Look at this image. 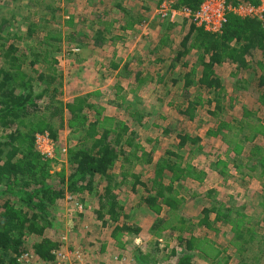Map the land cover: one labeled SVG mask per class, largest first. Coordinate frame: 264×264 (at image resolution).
<instances>
[{
  "label": "trees",
  "instance_id": "16d2710c",
  "mask_svg": "<svg viewBox=\"0 0 264 264\" xmlns=\"http://www.w3.org/2000/svg\"><path fill=\"white\" fill-rule=\"evenodd\" d=\"M153 1H158V6L170 2L174 9L197 11L206 0ZM255 1L226 0L233 7L257 5L259 2ZM116 2V7L121 9L122 2ZM38 6H42L46 13H36L41 18L37 24L28 25L29 34L36 36L40 30L46 35L35 44L34 60L28 64L24 57L17 56L20 50L14 44H8L10 39L1 35L7 23H0V264H29L21 261L29 253L35 255L37 264L55 262V253L63 245L62 239L57 240L52 233L59 232L62 219L58 211L68 195L72 196V201L79 202L77 205L84 202L85 195L94 196L98 201L97 219L104 225L107 218L116 224L111 234L113 238L119 240L125 234L139 235L142 229L121 218L125 209L116 190L127 184L141 203L140 206L134 205L132 210L143 207L151 216L149 234L153 238H159L168 230L179 234L176 239L180 254L175 249L168 252V258H173L175 264H193L200 256L208 264H229L232 257L224 256V251L208 252L215 247L211 238L219 235L221 226L228 232L226 250L237 256V264H264V213L250 217L244 214L246 205L228 201L226 207L215 200L202 210L196 224L184 216L186 195L183 192L187 188L182 187L184 190L181 188L180 193L174 183L190 177L203 181L206 174L193 167L182 168V154L170 152L167 160L156 161L154 154L144 149L137 140L135 128L148 113L140 112L132 104V118L126 122L104 116L102 108L90 101V95L75 97L67 103L62 100V85L54 86L58 61L49 56L52 51L60 53L62 50V18L52 6L35 4L36 8ZM82 21L86 22L85 18ZM65 23L73 27L75 35L73 20ZM111 26L107 22L100 24L90 41L91 46H105L112 39ZM175 27L169 21L162 25L159 44L148 53L149 64L141 63L135 68L127 64L118 75L135 83L137 88L150 82L162 84L164 88L169 82L173 85L181 82L185 90L196 86L200 92L207 91L212 96L207 100L208 114L217 124L208 135L221 136L230 146H235V153L241 158L239 167L246 169L247 177L264 179V147L256 142L260 136L264 137V124L248 106H242L240 119L222 120L227 110L234 107L230 104L227 108L228 96L223 81L216 76L217 67L224 63L233 65L237 93L255 96L254 102L264 108V21L228 13L223 31L216 34L184 19L178 28L186 35L178 47H174L169 39V33ZM80 46L87 47V44L83 41ZM192 55H196L195 64L191 62ZM179 65L181 72H173ZM112 67L119 69L118 65ZM148 70L149 74H146ZM173 76L180 79L170 80ZM185 98L176 109L190 122L195 120L203 101L191 100L189 94ZM180 121L179 126L183 124ZM66 128L80 134L79 142L68 150L67 171L63 169L64 172L52 174V163L58 161L46 159L37 151L35 137L36 134L49 133L57 141L59 133ZM179 133L178 148H189L193 153L192 148L201 140L191 138L185 130ZM141 166L150 167L156 176L158 169L167 172L170 184L165 185L161 177L146 178L137 172ZM118 178H121L120 183ZM142 188L145 195H140ZM163 213L166 217H162ZM83 216L79 213L80 218ZM174 217L175 224L171 223ZM33 238L34 242L29 244ZM160 252L159 244L147 253L136 249L134 258L138 264H157Z\"/></svg>",
  "mask_w": 264,
  "mask_h": 264
},
{
  "label": "rangeland",
  "instance_id": "374dc122",
  "mask_svg": "<svg viewBox=\"0 0 264 264\" xmlns=\"http://www.w3.org/2000/svg\"><path fill=\"white\" fill-rule=\"evenodd\" d=\"M77 1L0 0V23H7L3 27L4 31L1 35L10 39L8 44H14L20 50L17 56H20L21 59L24 57L28 64L34 60V47L46 35L45 32L40 30L36 36L29 34L30 24H37L41 18V15L36 13H46L42 6L36 8L35 4L52 6L56 10L60 9L61 11L58 14L62 18V27H60L62 28L64 43L60 53L52 51L49 56L58 61V72L54 86L59 83L62 85L60 87L62 100L67 103L75 97L90 95V101L102 108L104 116L126 122H129L132 118V104L140 112L148 113L145 120L142 119L139 126L135 128L137 140L144 149L152 152L156 161L159 159L167 160V155L170 152L182 154L184 156L181 163L182 168L193 167L202 170L206 174L203 181H196L190 177L184 182L174 183L175 189H178L180 193L182 187L187 188L186 192H183L186 195L184 197L183 214L188 220H192L193 224L198 222L196 218H199L202 210L215 200L226 204V207H228V201L239 203L241 206L246 205L244 214L250 217L262 216L264 213V179L247 177L248 172H246V169L239 167L241 158L235 153L237 151L235 146H230L221 136L208 135V131L211 128L215 129L217 124L215 118L208 114L207 100L212 96L207 91L200 92L196 86L185 90L182 88L180 81L179 84L174 82V85L169 82L165 88L162 84L151 82L146 86L137 88L135 83L127 79L124 80V76L118 75L121 70L124 71L127 64L130 68L139 67L141 63L149 64L150 54H148V51L151 50L147 46L151 42H147L146 45L145 43L157 37L154 21L159 18L155 13L158 5L150 6V3L144 0H127L126 4H123L125 0H120L122 1L120 9L116 7V0H87L82 2L86 3L83 6V8H86L82 13L77 10L79 13L75 18L77 21L74 20V24L80 22V18H85L88 23L86 27L89 28V36L92 33H90V30L96 24L100 25L107 22L112 27L113 24L118 27L115 32L113 30L114 35H110L112 39L109 41L112 43L109 42L103 48L96 46L90 48L92 46H76L77 40H72V37L68 36L69 33L73 34V27L71 28L70 25L65 23L69 21V13L67 14L63 10L71 9L72 4L74 2L77 4ZM260 1L256 0L255 2L260 3ZM258 4L251 3L255 8L263 11L264 8L260 9ZM146 8H148V11H146ZM129 10L130 12H128ZM151 10H154L153 16L155 18L152 17ZM85 11L87 12L85 13ZM138 14H142V16L140 17ZM149 15L151 20L148 18ZM136 18L137 21H135ZM165 23L166 21H164ZM182 23V19L177 17L174 24L180 25ZM134 25L133 34L135 35L126 33L127 29H122L127 26L134 27ZM45 26L51 25L45 24ZM55 27H58V25L55 24ZM74 32L83 36L84 39L81 40L85 41L84 33L81 34V27H75ZM195 58L196 55L190 57L192 63L196 62ZM152 63L154 64L155 61ZM112 65H118V71L114 70ZM179 68H181L180 65L173 72H181ZM36 69L38 70V67ZM234 69L236 68L228 63L216 68V76L223 81L228 96L226 106L229 108L231 104L234 107L233 110H227L225 115L221 117L222 120L240 119L243 111L242 106H248L264 124V108L254 102L256 97L253 95L248 96L245 93H237L238 90L234 86L236 80L232 76ZM28 70L32 69L29 68ZM149 70L146 74H149ZM40 71L42 70L40 69ZM172 79L178 80L180 77L173 76L170 80ZM38 85L40 84L38 83ZM42 87L44 88V86ZM188 94L191 96V100L203 101L197 109L195 120L190 122L179 115L176 109L177 106L185 102V97ZM137 97L139 99H136ZM180 120L183 122L181 126L178 125ZM166 130L168 133H166ZM182 130H185L191 138L198 137L201 140L197 146L191 147L193 153L189 151V148H178L179 139H177V135H180L179 131ZM0 134L2 133L0 132ZM79 136L80 134H74L68 128L64 129L58 135V148L60 147L61 150L65 145L69 148L76 146L79 142ZM256 142L264 147L263 136H260ZM60 154L59 160L57 159L58 162L52 163V174L62 172L63 169L67 171V158ZM137 172L144 174L146 178L149 176L161 177L165 185L170 184L169 174L163 172V170L158 169L156 176L155 171L151 170L150 167L141 166L137 169ZM117 174L119 175L120 172H117ZM117 182L120 183L121 178H118ZM140 190L142 192L140 195H145L146 191L143 188ZM116 192L120 196V204L125 209L121 215L122 221L129 222L131 225L142 229L141 233L134 236L125 234L119 240L113 238L111 234L116 224L109 218L106 219V225L103 221L98 220L96 213L98 210L97 199L94 196L85 195L84 202H80L84 206L82 213L85 216L83 218L79 217V208L76 206L78 201L67 202L65 200L60 203L61 208L58 211L62 219L60 229L58 233H52L57 240L62 239L63 248L59 251L64 252L70 259L79 253L87 264H138L134 258L136 249L147 253L159 244L161 252L158 254L157 264H175L173 258H168V252L175 249L180 254L181 249L176 239L179 234L168 230L159 238H153L149 234L152 225L151 216L145 213L143 207L132 210L134 205L140 206L141 203H139L140 200L137 201L138 198L132 193L130 185H123ZM210 193L212 194L208 197ZM180 197H183L182 194ZM128 215L130 217H127ZM162 217H166V214L163 213ZM212 218H214L213 215ZM171 223L175 224V217L171 220ZM219 230V235L211 238L215 247L211 250L208 248V252L215 254L218 249L224 251V256L232 257L229 264H237V256L232 254L230 250H226L228 248L226 245L227 229L221 226ZM198 232L200 233L201 230L199 229ZM30 240L29 244H32L34 238ZM29 255L33 259L30 264H37L34 261L36 259L35 255L33 253H29ZM201 257H196L197 261L193 264H208L207 260Z\"/></svg>",
  "mask_w": 264,
  "mask_h": 264
},
{
  "label": "built area",
  "instance_id": "2783aa9c",
  "mask_svg": "<svg viewBox=\"0 0 264 264\" xmlns=\"http://www.w3.org/2000/svg\"><path fill=\"white\" fill-rule=\"evenodd\" d=\"M155 13L160 20L169 21L172 24L176 22L177 17H180L182 21H184V19L192 20L198 27H204L207 31L216 34H220L223 31L222 27L226 22V15L228 13L237 14L245 18L259 17L262 19V12L251 4L233 7L228 5L226 0H206L197 11L187 8L180 10L174 9L170 2H164L157 7ZM35 146L37 151L49 160H57L60 151L62 156L66 158L68 156L69 147L65 145V147L60 150V147L58 148L57 146V141H55L49 133L36 134ZM72 200V196L68 195L66 201L75 202ZM77 207L79 208V212L82 213L83 206L78 204ZM55 255V262L50 264H87L86 260L79 253L72 259L61 251L56 252ZM32 260L29 254H25L21 258V261L29 264Z\"/></svg>",
  "mask_w": 264,
  "mask_h": 264
},
{
  "label": "crops",
  "instance_id": "0c3cea01",
  "mask_svg": "<svg viewBox=\"0 0 264 264\" xmlns=\"http://www.w3.org/2000/svg\"><path fill=\"white\" fill-rule=\"evenodd\" d=\"M85 1H87V0H78L77 1V4L75 3H73L72 4V8L71 9H74V10H71L69 7V9L67 10V11H65V10H63L64 12H66L67 14L69 13V15H68V18H69V20H73V23H74V20H76L77 21V19H75L76 18V16L78 15V13L79 12H77V10L79 11H81V13L85 10V8H83V6L86 4V3H82V2H85ZM145 2H149L150 3V6L151 5H153V7L155 6V5H157V3H158V1L156 2V3H153L154 1L153 0H144ZM156 1V0H155ZM90 2V1H89ZM118 2H122V1H120V0H118ZM126 2H127V0H125L124 1V3L123 4H126ZM82 3V4H81ZM149 6V7H150ZM258 7H260V9H262V8H264V0H261L260 1V3L258 4ZM132 9V8H131ZM145 9V8H144ZM133 10V9H132ZM155 10V9H154ZM154 10H151L150 12L152 13V17H154L153 16V11ZM59 12L61 11L60 9L58 10ZM147 11H148V9H147ZM87 11H85V13H86ZM128 12H130V10L128 11ZM260 12H262V19L261 18H259V17H256V18H258V19H260V20H262V21H264V16H263V12H264V10L263 11H260ZM70 13H71V15H70ZM140 17L142 16V14H138ZM151 15V14H150ZM148 16V18L151 20V16ZM138 16V17H139ZM102 17H104V15H102ZM155 18V17H154ZM81 21L79 22H75V26H74V28L76 27V28H78V27H81L82 28V33L81 34H83V32H84V36H85V44H87L88 46L87 47H90L91 46V43H90V41L94 38V34H95V32L96 31H98V29L100 28V25H98V24H96V25H94L95 27H93L91 30H90V36L88 35V33H89V28H87L86 27V25L88 24L87 23V21L86 22H83L82 20H83V18L82 19H80ZM135 21H137V18H136V20ZM155 32H156V38H153V39H150L149 41H146V43H145V45L147 44V42H151L153 45L150 47V44L151 43H149V45L147 46L150 50H152V49H154L158 44H159V41H160V38H161V28H162V25L164 24V21H162V20H160L159 18H156L155 19ZM153 22V23H154ZM152 23V22H151ZM181 25V24H180ZM180 25H175V26H177V28L175 27V29H173L172 31H170V33H169V39L171 40V42H172V45L174 46V47H178L180 44H181V40H182V37L183 36H185L186 35V32H184V33H181L180 32V28H178ZM117 26L115 25V24H113V27L111 26V30H112V33H113V30H114V32L117 30ZM133 28H135V25H134V27H128V28H126L127 30V32L126 33H132V35H135V34H133L134 33V30H133ZM123 30L125 29L124 27L122 28ZM74 36V38L77 40V42H76V46L78 45V46H80V44L81 43H83V41L81 40V39H84V37L83 36H81L80 34H75V35H73V34H70V37H72V36ZM113 35H114V33H113ZM129 35V34H128ZM78 36H80L79 38H78ZM89 37V38H88ZM181 38V39H178V38ZM109 42L110 43H112L111 41H107V44L106 45H108L109 44ZM93 43V42H92ZM105 45V46H106ZM94 45L92 44V47H90V48H94L93 47ZM103 48V47H102ZM147 48V49H148ZM152 48V49H151ZM77 49V48H76ZM89 49V48H88ZM78 50V49H77ZM150 51H148V53H149ZM224 64H226V63H224ZM224 64H222V65H224ZM221 65V66H222ZM233 66V65H232Z\"/></svg>",
  "mask_w": 264,
  "mask_h": 264
}]
</instances>
